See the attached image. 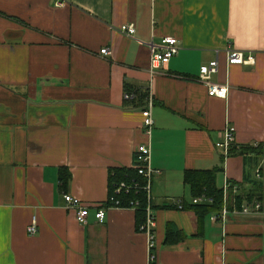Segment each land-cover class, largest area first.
I'll return each mask as SVG.
<instances>
[{
  "label": "crops",
  "instance_id": "crops-1",
  "mask_svg": "<svg viewBox=\"0 0 264 264\" xmlns=\"http://www.w3.org/2000/svg\"><path fill=\"white\" fill-rule=\"evenodd\" d=\"M129 24L133 37L119 31ZM166 37L179 53L152 71L148 44ZM230 49L255 65H231ZM213 61L210 82L229 88L226 99L199 81ZM227 128L241 147L264 143V0H0V264H151L135 210L95 217L111 172L135 168L140 145L151 146L155 264H264V215L234 211L231 195L224 221L184 209L195 199L187 170L217 169L218 188L238 185V209L264 199L261 155H219ZM66 194L91 207L87 225ZM169 224L184 235L175 245Z\"/></svg>",
  "mask_w": 264,
  "mask_h": 264
},
{
  "label": "built area",
  "instance_id": "built-area-1",
  "mask_svg": "<svg viewBox=\"0 0 264 264\" xmlns=\"http://www.w3.org/2000/svg\"><path fill=\"white\" fill-rule=\"evenodd\" d=\"M119 31L127 36L133 37L136 33L135 25L129 24L124 25L119 29ZM151 50V68L152 71L166 65L170 62V60L179 53L178 40L175 37H166L163 39L160 45H156L153 42L148 44ZM103 55H109L110 50L108 48L103 49L101 51ZM228 60L231 65H255V56L252 53H244L237 49H230L228 51ZM219 70V62L213 61L209 65L201 68V73L199 77V81L204 83L209 88V95L211 97H218L226 99L228 97L229 88L224 85H217L211 83L212 76L218 73ZM126 101H130L134 99V95L131 93L125 94ZM152 107L153 100L150 99L148 109L146 111V118L144 120V128L147 135L150 137L154 127V120L152 117ZM260 144L256 143L252 147L257 148ZM216 149L221 157L224 159L232 156L234 152H240L242 147L238 145L236 141L235 131L234 129L227 128L225 131L224 140L218 142L216 144ZM135 169L138 171L139 175L142 176L146 183L145 185H140L138 182L120 183L115 191L114 195L110 196L107 203L103 206L97 207L95 210V217L97 221L101 224L106 222V213L108 209L112 208H121V209H133L137 210L140 205L138 202L132 201L129 207H124L119 199L116 198V195H120L122 193L129 194L132 191H143L147 196L148 205L146 207V221L140 227L141 232L147 233L150 236V250H151V261L156 260V254L154 252L155 249V241H154V227H155V215L152 208V196H151V183L152 176L154 171L151 166V146L150 145H140L136 149V166ZM256 175L258 178L264 177V158L263 162L256 170ZM224 207L218 213H213L211 215V220L213 222H220L226 220L231 210L228 207V202L231 197H233V207L234 211L242 213V214H262L264 215V199H253V200H245L241 205L240 209H238V199L240 189L238 185L234 183L228 182L224 189ZM231 195V197H230ZM65 202L67 208L72 210L75 215L77 221L81 225H87L89 222V218L91 215V207L89 205L84 204L81 200L73 197L70 194L65 195ZM214 200L212 198H208L206 196L198 197L193 200V204H212ZM178 206L183 208L182 203L178 202ZM38 232L36 222L28 228V233L32 236L36 235Z\"/></svg>",
  "mask_w": 264,
  "mask_h": 264
},
{
  "label": "trees",
  "instance_id": "trees-1",
  "mask_svg": "<svg viewBox=\"0 0 264 264\" xmlns=\"http://www.w3.org/2000/svg\"><path fill=\"white\" fill-rule=\"evenodd\" d=\"M127 93H129L127 91ZM254 152L258 155L264 156V143L260 144L257 148L255 147H242L240 152H234L233 155L245 154L246 152ZM218 170H187L184 173V182L189 186L194 198L206 196L214 200L213 204H192L184 207V209L192 210L196 212L202 219L207 215L218 213L223 209L224 193L223 190L218 188L216 183ZM72 175L66 169H61L60 172V183L63 188H67L71 182ZM138 182L140 185H145V179L139 175L135 168H119L115 169L110 174V196L114 195L116 187L122 183ZM124 207H129L132 201L138 202L140 207L136 210L137 217V230L141 232L140 227L146 221V207L148 205L147 196L143 191H132L129 194L122 193L116 195ZM172 207L166 206L165 208ZM184 235L180 230L176 228L174 224H169L166 234V245H175L182 241ZM151 264H155V261H151Z\"/></svg>",
  "mask_w": 264,
  "mask_h": 264
},
{
  "label": "rangeland",
  "instance_id": "rangeland-1",
  "mask_svg": "<svg viewBox=\"0 0 264 264\" xmlns=\"http://www.w3.org/2000/svg\"><path fill=\"white\" fill-rule=\"evenodd\" d=\"M261 157H263V158H264V156H262V155H261ZM262 162H263V160H261V163H262Z\"/></svg>",
  "mask_w": 264,
  "mask_h": 264
}]
</instances>
